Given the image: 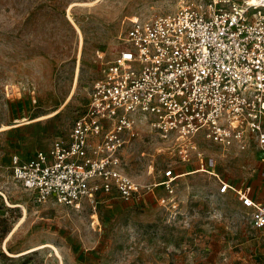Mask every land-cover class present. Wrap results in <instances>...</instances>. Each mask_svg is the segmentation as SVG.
Segmentation results:
<instances>
[{
	"label": "rangeland",
	"instance_id": "obj_1",
	"mask_svg": "<svg viewBox=\"0 0 264 264\" xmlns=\"http://www.w3.org/2000/svg\"><path fill=\"white\" fill-rule=\"evenodd\" d=\"M209 1L0 0V264H264V230L233 190L221 194L216 176L199 171L212 159L224 182L251 187L264 203V153L255 145L224 149L201 135L183 162L176 143L140 124L124 171L142 185L169 169L182 174L174 212L153 197L37 203L12 174L14 156L32 158L68 134L124 49L131 19Z\"/></svg>",
	"mask_w": 264,
	"mask_h": 264
},
{
	"label": "built area",
	"instance_id": "obj_2",
	"mask_svg": "<svg viewBox=\"0 0 264 264\" xmlns=\"http://www.w3.org/2000/svg\"><path fill=\"white\" fill-rule=\"evenodd\" d=\"M142 123L176 143L183 162L201 135L224 149L255 145L264 153V0H210L131 19L124 49L68 134L32 158L14 156L13 178L37 203L78 208L98 196L135 205L153 197L174 212L182 174L169 169L160 182L142 185L124 171L123 151ZM215 168L210 159L199 171L216 176L221 194L233 190L254 229L264 230V203L249 186L232 188Z\"/></svg>",
	"mask_w": 264,
	"mask_h": 264
},
{
	"label": "bare ground",
	"instance_id": "obj_3",
	"mask_svg": "<svg viewBox=\"0 0 264 264\" xmlns=\"http://www.w3.org/2000/svg\"><path fill=\"white\" fill-rule=\"evenodd\" d=\"M253 2H255V1H253Z\"/></svg>",
	"mask_w": 264,
	"mask_h": 264
},
{
	"label": "crops",
	"instance_id": "obj_4",
	"mask_svg": "<svg viewBox=\"0 0 264 264\" xmlns=\"http://www.w3.org/2000/svg\"><path fill=\"white\" fill-rule=\"evenodd\" d=\"M162 191V190H161ZM160 192V191H159Z\"/></svg>",
	"mask_w": 264,
	"mask_h": 264
}]
</instances>
